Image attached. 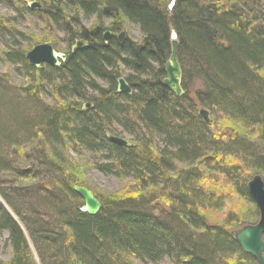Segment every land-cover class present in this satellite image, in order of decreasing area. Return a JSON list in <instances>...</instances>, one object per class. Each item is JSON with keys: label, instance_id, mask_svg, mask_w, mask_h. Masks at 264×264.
I'll return each mask as SVG.
<instances>
[{"label": "trees", "instance_id": "1", "mask_svg": "<svg viewBox=\"0 0 264 264\" xmlns=\"http://www.w3.org/2000/svg\"><path fill=\"white\" fill-rule=\"evenodd\" d=\"M30 1L0 0L14 13L0 17V67L22 68L26 77L15 85L0 72V243L10 249L0 264L164 258L171 264H257L227 227L209 222L205 212L223 209L224 201L203 186L208 173L223 174L222 184L232 186L259 217L247 169L264 176V0H37L42 9L31 8ZM90 17L97 24L85 27L83 18ZM28 19L64 35L65 61L30 64L22 41L36 42L18 28ZM125 23L138 26L139 42L118 41ZM173 33L182 95L164 84ZM77 42L85 44L73 49ZM123 70L131 94L118 92ZM47 95L51 104L44 102ZM199 105L214 123L221 115L217 132L200 116ZM222 120L238 123L243 133ZM115 126L131 136L133 146L107 137L106 131L116 134ZM34 140L39 149L28 150ZM61 150L103 155L107 163L99 169L134 177L133 191L97 198L101 210L84 212L75 191L82 185L78 175L51 160L53 154L61 159ZM17 155L37 167L16 168ZM175 161L188 166L177 169ZM2 173L21 180L46 176L51 185L7 186ZM157 190L168 211L153 203Z\"/></svg>", "mask_w": 264, "mask_h": 264}, {"label": "rangeland", "instance_id": "2", "mask_svg": "<svg viewBox=\"0 0 264 264\" xmlns=\"http://www.w3.org/2000/svg\"><path fill=\"white\" fill-rule=\"evenodd\" d=\"M33 1V0H31ZM37 1V0H36ZM42 3H45L44 0H40ZM39 2V1H37ZM39 2V4L42 6V3ZM41 8V9H42ZM14 13L11 9L5 7L2 3H0V17H10ZM83 24L85 27H93L95 24H97V21L95 17L90 18H83ZM18 28L28 34L30 38H33V45L36 42L34 46L32 44L25 40L22 41V47L23 49H27L30 51L32 48H34L37 44H50L52 45L57 51L64 52L68 50L67 44H65L62 40L64 38V35L60 32L55 31L54 29H49L44 26V24L34 21L33 19H28L26 21H23L18 24ZM123 31L136 42H139L142 38V35L140 33V30L138 26L125 23V25L121 28ZM119 33V32H118ZM117 33V34H118ZM54 44V45H53ZM18 68H20L18 66ZM1 73H8V75L11 78V81L15 85H20L26 81L25 75H23L24 71H21L20 69H16L15 66L10 67H0ZM128 74V70H123L122 76ZM200 86V82L197 81L195 85V89ZM191 96L194 97V92L191 93ZM44 102L51 104L54 100L50 96L44 97ZM61 101V100H60ZM86 101V100H85ZM86 104V102H84ZM201 109L207 110V108L203 106H198V111L200 112ZM209 112V117L211 122L214 123L215 118L212 117L213 114ZM219 118H217L218 121H215V126L219 123L221 124V115L219 114ZM222 123H224L227 126L235 127L239 130L240 133H243L241 131V127L236 122H230L226 120H222ZM214 126V127H215ZM116 129V136L126 138L131 140V136L125 132L120 126H115ZM217 132V126L214 128ZM255 139V138H254ZM253 139V140H254ZM38 140H34L31 145L27 146L28 150L36 149L38 148L37 144ZM156 145L158 148L162 147V144L160 143L159 138H156ZM34 144V145H33ZM264 146V145H263ZM26 148V147H25ZM39 149V148H38ZM65 150H61L60 153L62 158L59 159L58 156H55L54 154L51 156V160L54 162H61L64 165V168L69 172L71 171L72 174L78 175V178L80 179V183H82L81 186L88 188L98 199L100 200H107L113 197H117L118 195L122 194H128L133 191L135 178L132 176H116L113 174H108L105 172H102L99 169V165L107 163L105 159H103V155L99 153H91L87 151H81L80 153L76 154L73 151L69 150L68 152H64ZM49 157V156H48ZM232 161L236 160L239 161V158H230ZM32 164V160L29 159L28 161H24L23 159L19 158L18 155L16 156V160L14 161V165L16 168H24L27 165ZM35 167H37L38 162H33ZM175 166L177 169L187 167L188 164L182 163V162H176ZM247 172L250 175L249 181L257 174L261 175L264 179V176L256 171H252L251 169H247ZM70 173V172H69ZM174 173V172H173ZM172 174V173H171ZM209 179L204 181V188L205 189H212L216 193V197H222L224 201L223 209H217L212 211H206L205 215L207 216L209 222L211 224L215 223H221V225H224L227 227L229 232L233 235L234 232L239 231L246 225H252L258 222L259 217L255 219L254 215V207L248 203H246L243 199H241L234 191L233 187L228 184H222L223 180V174L208 173ZM216 177L218 180H216ZM2 180H7L6 185H12L16 184L18 186H33L35 188L37 185L41 184H48L51 185L50 179L44 176L40 179H33V180H21L16 179L15 177H12L10 175H6V173H2ZM211 179V180H210ZM221 181V182H218ZM249 183V182H248ZM162 189V185H158L156 189ZM155 189V190H156ZM158 191H154L152 195H154V204L157 207V205H161L164 210L168 211V205L166 203V199L159 198ZM150 192V188L144 189L142 193ZM153 192V191H152ZM156 213H160V210H156ZM233 214L234 217L233 221H229V216ZM239 220V221H237ZM255 221V222H254ZM10 256V249L7 247L4 242L0 243V260L3 262H6L9 259ZM134 264H171L170 260L168 258H164L163 260L159 262H149V261H141V260H135Z\"/></svg>", "mask_w": 264, "mask_h": 264}, {"label": "water", "instance_id": "3", "mask_svg": "<svg viewBox=\"0 0 264 264\" xmlns=\"http://www.w3.org/2000/svg\"><path fill=\"white\" fill-rule=\"evenodd\" d=\"M29 5L33 9H41L42 6L36 0L30 1ZM109 36V33L105 36ZM84 42H77L73 45V49L83 46ZM172 53L169 60L166 63L167 77L164 79V84L168 86L177 95L183 94L182 88V69L178 60L179 42L177 40L176 33L172 34ZM67 54L57 51L50 44H38L27 53V59L34 67L40 68L42 64L47 63L53 66H57L61 61H65ZM118 92H124L127 94L132 93V88L124 77H120L118 80ZM89 104L86 103L84 108H88ZM200 116L210 123L209 112L205 109H201ZM107 137L122 146H133V142L129 139L122 138L106 131ZM249 194L253 198L257 208L259 209V220L252 225H246L242 229L233 233V236L239 243L240 247L245 253L252 255L257 264H264V179L261 175H255L247 185ZM75 191L80 195L84 201L82 210L89 214L98 213L102 204L97 197L86 187L77 186Z\"/></svg>", "mask_w": 264, "mask_h": 264}, {"label": "bare ground", "instance_id": "4", "mask_svg": "<svg viewBox=\"0 0 264 264\" xmlns=\"http://www.w3.org/2000/svg\"><path fill=\"white\" fill-rule=\"evenodd\" d=\"M119 32V33H118ZM117 33H116V36H117V38H118V41H120V42H122V41H124L127 37H128V35L123 31V29H120L119 31H118ZM109 33V36L107 37V39L105 38V36L107 35ZM111 35H112V32L109 30V29H107L106 31H105V33H104V39H105V41H109V38L111 37ZM171 43H172V41H171ZM171 46H172V44H171ZM179 50V49H178ZM172 53V52H171ZM183 74V73H182ZM166 77H167V73H166ZM165 77V78H166ZM164 78V79H165ZM85 105V104H84ZM84 108V107H83Z\"/></svg>", "mask_w": 264, "mask_h": 264}]
</instances>
